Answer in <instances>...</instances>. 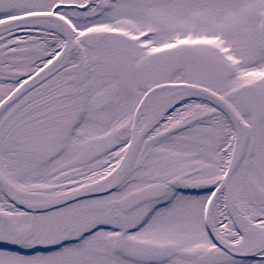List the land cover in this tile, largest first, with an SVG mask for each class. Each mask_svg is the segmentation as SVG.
I'll use <instances>...</instances> for the list:
<instances>
[{
    "label": "snow or ice",
    "instance_id": "snow-or-ice-1",
    "mask_svg": "<svg viewBox=\"0 0 264 264\" xmlns=\"http://www.w3.org/2000/svg\"><path fill=\"white\" fill-rule=\"evenodd\" d=\"M0 264H264V0H0Z\"/></svg>",
    "mask_w": 264,
    "mask_h": 264
}]
</instances>
